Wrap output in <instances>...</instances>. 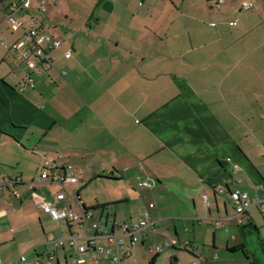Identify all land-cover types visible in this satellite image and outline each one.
Returning a JSON list of instances; mask_svg holds the SVG:
<instances>
[{
    "label": "crops",
    "instance_id": "obj_1",
    "mask_svg": "<svg viewBox=\"0 0 264 264\" xmlns=\"http://www.w3.org/2000/svg\"><path fill=\"white\" fill-rule=\"evenodd\" d=\"M16 1L0 0V176L22 179L18 195L0 189L2 263L73 264L75 248L49 238L80 227L42 208L63 191L40 179L54 158L72 167L66 188L78 200L64 204L75 212L91 210L108 231L150 215L123 264L148 240L153 264L162 253L177 264H264V4L32 0L13 29L6 15ZM30 27L62 40L47 69L22 56ZM27 77L35 86L22 89ZM92 183L108 197L85 201ZM236 190L251 200L242 223ZM83 264L110 258L92 249Z\"/></svg>",
    "mask_w": 264,
    "mask_h": 264
},
{
    "label": "built area",
    "instance_id": "obj_2",
    "mask_svg": "<svg viewBox=\"0 0 264 264\" xmlns=\"http://www.w3.org/2000/svg\"><path fill=\"white\" fill-rule=\"evenodd\" d=\"M258 0H241L242 9L251 10L255 7ZM264 4V0H260ZM32 0H17L10 5L7 10L6 19L9 21L13 29L24 27V23L20 18L16 16L17 10H28L31 8ZM216 8H226L229 6L228 0H214ZM44 11V8L41 7ZM236 25L237 22H234ZM62 40L55 38L37 27H30L25 30L23 36V44L25 45V51L22 56L27 59L29 56H34L37 61L36 65H40L45 69L49 68L53 64L55 55L53 51L59 47ZM71 53H66V57H70ZM41 75V71H38ZM34 87V80L27 77L21 83V88ZM40 179L47 180L51 183H56L62 186L63 191L57 193L51 201L43 202L42 208L45 213L49 214L54 220H65L68 223L77 224L80 227L81 235L72 234L68 237H50L51 242L55 247L58 246H71L76 250V254L72 256L69 262L73 264H83L86 262V254L89 250H94L99 257L110 258V264H123L121 258V251H125V255H130V247L139 242V235L146 231L151 225L150 215L147 213L137 223H118L113 224V229L108 231L107 225H100L97 222H92L93 213L91 210H83L80 213L74 211L73 208L66 206L64 201L73 200L77 201L78 197H75L66 188V183L74 179L73 170L71 165L58 166L54 158H49L48 166H42L40 169ZM22 182L19 178H4L0 176V189L11 186L13 195H18L17 185ZM153 181L145 179L139 181V186L145 188H152ZM231 198L235 206V218L239 223H242L243 215H247L251 206V200L247 193L240 190L233 191ZM150 207H154V203H150ZM217 224L220 222L217 221ZM126 237L129 239L126 240ZM99 238L108 239V244L97 245L96 241ZM83 239L84 243L80 244L79 240ZM174 241H166L165 244L158 246L157 250L161 252L166 246L173 245ZM47 264H54L51 260ZM25 257L22 255L13 264H19V261H24ZM0 264H3L0 260ZM191 264H199V261H195Z\"/></svg>",
    "mask_w": 264,
    "mask_h": 264
},
{
    "label": "rangeland",
    "instance_id": "obj_3",
    "mask_svg": "<svg viewBox=\"0 0 264 264\" xmlns=\"http://www.w3.org/2000/svg\"><path fill=\"white\" fill-rule=\"evenodd\" d=\"M112 183L113 184L109 183V184H106V185H109L110 187L116 186V184H115L116 182H112ZM98 186L99 185H95V183H92L90 185H86L87 188L85 189L84 192H82V195H83V198H84L85 201H87L88 199L91 200V199H93L95 197H98L99 200H101V199L103 200V199L108 197L107 195L105 196V194L101 193L102 191H100ZM68 187L70 189V186H68ZM102 190L105 191V193L107 192V190H105V187L102 188ZM74 194H75V196H77V193H74ZM108 206L110 208V207H112V204L109 203ZM132 207H134V204H133ZM124 210L126 211V213H129V207L125 206ZM159 239L160 238L158 237L157 240L159 241ZM148 243H149V240L146 241L144 245H142L141 242L138 244V246L134 249L133 254L129 258V263L128 264H153L151 261H152V258L154 256L153 255L154 251L148 250L149 245H151V244L148 245ZM153 244H154V247H155L158 244V242L157 243L155 242ZM165 255H166V253H162L158 257L157 263H154V264H177V263L174 262V260L170 261V259H168Z\"/></svg>",
    "mask_w": 264,
    "mask_h": 264
},
{
    "label": "trees",
    "instance_id": "obj_4",
    "mask_svg": "<svg viewBox=\"0 0 264 264\" xmlns=\"http://www.w3.org/2000/svg\"><path fill=\"white\" fill-rule=\"evenodd\" d=\"M115 204V203H112V205Z\"/></svg>",
    "mask_w": 264,
    "mask_h": 264
}]
</instances>
